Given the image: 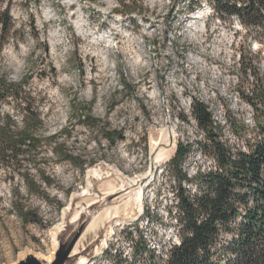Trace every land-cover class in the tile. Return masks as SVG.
<instances>
[{"label": "rangeland", "instance_id": "obj_1", "mask_svg": "<svg viewBox=\"0 0 264 264\" xmlns=\"http://www.w3.org/2000/svg\"><path fill=\"white\" fill-rule=\"evenodd\" d=\"M6 1L0 0V9L7 7L13 29L0 40V74L20 86L22 100L8 99L2 115L20 128L26 107L40 115L41 143L21 159L22 173L30 174L42 194L28 192L22 173L0 168V264H17L29 251L50 256L59 226L58 248L97 213L86 232L109 201L86 215L81 208L90 198L74 195L84 192L94 169L102 172L101 179L91 180L95 194L116 184L113 170L129 178L145 173L151 147L170 141L160 135L158 118L176 124V150L179 142L188 146L185 171L192 174L207 169L197 157L198 144L207 137L192 116L194 99L209 108L215 133L226 122L227 133L235 134L252 112L244 94L264 90V23L246 29L236 15L217 16L211 0H195L199 5L188 0H80L71 6L65 0H11L8 6ZM201 12L206 13L200 23L205 32L195 35L189 26ZM194 38L204 42L196 44ZM131 57L139 59L135 67ZM83 116L98 122L88 123ZM176 150L158 155L167 163L144 189V206L151 193L156 195L155 217L163 207L173 209L172 194L179 196L182 188L170 167ZM42 174L53 181L51 187ZM168 174L177 178L176 185ZM17 190L21 199L15 197ZM15 202L41 222L25 224ZM85 232L78 251L103 239L106 229Z\"/></svg>", "mask_w": 264, "mask_h": 264}, {"label": "trees", "instance_id": "obj_2", "mask_svg": "<svg viewBox=\"0 0 264 264\" xmlns=\"http://www.w3.org/2000/svg\"><path fill=\"white\" fill-rule=\"evenodd\" d=\"M10 1H6V6ZM188 1L199 5L195 0ZM211 2L217 16L236 15L246 29L256 25L262 27L264 23V0ZM12 29L7 7L2 12L0 9V40ZM256 88L257 92L243 96L256 111V138L247 140L246 150L239 149L235 154L215 133L209 108L194 99L192 116L207 137L201 143L203 153L215 158L221 169L201 177L200 194L195 196L196 199L180 188L182 240L173 248L165 264H264V90ZM10 98L22 100L21 88L0 74V168L21 174L25 166L21 156L26 157L40 145L38 134L43 123L40 115L30 107H26V122L22 128L11 116H3L2 104ZM83 117L88 123L98 122L90 116ZM234 131L241 135L245 133V127H235ZM189 151L188 146L179 142L170 161L179 181L186 177L182 164ZM67 158L71 159V156ZM21 175L29 193L42 194L41 186L29 173ZM42 180L48 187L53 185L45 174H42ZM15 197H21L20 190ZM14 207L25 224L41 222L34 211L21 203L15 202ZM148 256L151 258L152 254Z\"/></svg>", "mask_w": 264, "mask_h": 264}, {"label": "bare ground", "instance_id": "obj_3", "mask_svg": "<svg viewBox=\"0 0 264 264\" xmlns=\"http://www.w3.org/2000/svg\"><path fill=\"white\" fill-rule=\"evenodd\" d=\"M79 1L80 0H65V3L71 6ZM77 13L80 19H82V10L78 11ZM205 17L206 13L201 12L194 18L193 22L189 26L192 29V33L195 35H204L205 31L202 28L201 22L205 19ZM83 26L84 25L78 27L81 28ZM128 36L130 37V35L126 34V37ZM192 41L196 42V39L194 38ZM203 42L204 41H200L199 39L196 44L201 45ZM131 59L133 60L132 66L138 64L139 59H136L135 57H131ZM247 106L251 108L252 112L249 114V116L246 115L248 118H243V125L245 126L246 133L243 138L240 135L238 136L237 133H230L231 131L227 133V130L229 131V126H225L226 122H223L221 126L219 125L220 130H217L218 125L216 128V133L218 134L219 140H221L230 148L232 154H235L239 149L246 150V141L254 140L256 138L255 132L257 131V122L255 118V111L250 104H247ZM247 109L246 111H248ZM158 119L163 124L160 135L164 133V135L168 137L170 141L168 140L169 142L161 144L154 150H152L151 147V163L149 165V169L145 173L134 178H129L128 176L111 169L117 176L116 184L114 186H107L106 188H103L99 194H95L93 192L91 180L101 179L102 172L99 169H94L88 174V184L84 192L74 195V198H90L88 205L84 208H81V211L84 212L83 214L86 215L91 214V209L95 205L104 203L103 205L107 206L106 202L107 200L109 201V205L106 207V209L97 215L85 232V235L88 236V234L92 235L93 233H98L100 230L104 231L106 229L104 238L96 247L94 257L92 259L81 256L76 264H165L170 259L171 254H169V252L171 247H173L175 244H181L182 223L180 222V202L177 201L171 210H165L163 207V210H161L156 216L157 219L155 217V207L157 205L155 206L154 203L156 200V195L154 193H151V195L149 194L150 197H148V203L146 204L145 201L146 206L143 205L144 189L149 185V183L152 182V179L155 178L154 176L156 175V171L166 160L165 158L162 160L158 157V155L164 151H170V154L172 155V153L176 150V137H178L176 132V124H174L173 121L168 118L160 117ZM224 127H226V129ZM203 135L204 134L202 132V136ZM201 143L203 142H199L198 144L199 147L197 148V151L199 152V156L197 157L201 160V162L206 163L207 169H197L192 174L188 173V171L186 172L187 158L190 153L187 154L182 164L183 171L186 176L181 182L182 189L185 190V192L190 195L191 198H195V196L200 194V179H202L201 177L203 175L207 173L210 174V172L213 173L221 169L215 158L208 157L203 153ZM158 144L159 143L156 142V146ZM107 174L108 176L110 175L109 173ZM128 194L131 195L128 196ZM176 198L179 199V196H176ZM150 202L153 204H150ZM117 227H119V229L116 233ZM62 231V227L59 226L53 239V253L50 256L41 257L40 255L36 254H33V256L37 259H43V261L47 263H52L54 260V254L58 248L57 238ZM118 241L121 242L116 243ZM141 246L145 247V250H140L142 249ZM77 252L78 247L74 251V254ZM148 252L152 254L151 258H149ZM28 256H31L30 251L27 252L23 257L27 258ZM115 258L116 260H113Z\"/></svg>", "mask_w": 264, "mask_h": 264}, {"label": "water", "instance_id": "obj_4", "mask_svg": "<svg viewBox=\"0 0 264 264\" xmlns=\"http://www.w3.org/2000/svg\"><path fill=\"white\" fill-rule=\"evenodd\" d=\"M104 206V205H103ZM97 213L93 214L89 218L92 220L96 216ZM86 221L82 226L73 234H70L66 240L60 241L59 248L56 250L54 254V260L52 263H47L43 260L37 259L34 256H28L27 258L21 260L17 264H76L78 259L81 256H84L88 259H92L94 257V252L96 247L100 244L101 239L98 238L97 241H95V244L91 246V248L82 249L74 254V251L76 250L77 244L82 236V234L85 232L87 222L91 220Z\"/></svg>", "mask_w": 264, "mask_h": 264}, {"label": "built area", "instance_id": "obj_5", "mask_svg": "<svg viewBox=\"0 0 264 264\" xmlns=\"http://www.w3.org/2000/svg\"><path fill=\"white\" fill-rule=\"evenodd\" d=\"M209 157V156H208ZM169 178H170V180H169ZM168 180L169 181H171V183H173L174 185H176V183L178 182V180H177V178L176 177H168ZM182 181V180H181ZM171 196V195H170ZM172 196L174 197V204L173 205H175L176 203H177V201H180L179 199H177L176 198V196L174 195V194H172ZM126 233H127V231H126ZM121 241H118V242H116V243H120ZM180 244H175V245H173V247H171V249H170V252H169V254H171V252H172V250H173V248L175 247V246H179Z\"/></svg>", "mask_w": 264, "mask_h": 264}]
</instances>
